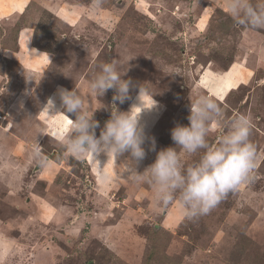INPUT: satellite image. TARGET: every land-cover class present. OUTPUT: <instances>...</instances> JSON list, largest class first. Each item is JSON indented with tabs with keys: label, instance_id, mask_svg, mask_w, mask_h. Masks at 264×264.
I'll list each match as a JSON object with an SVG mask.
<instances>
[{
	"label": "rangeland",
	"instance_id": "374dc122",
	"mask_svg": "<svg viewBox=\"0 0 264 264\" xmlns=\"http://www.w3.org/2000/svg\"><path fill=\"white\" fill-rule=\"evenodd\" d=\"M228 3L0 0V264H264V28L237 25ZM129 57L123 78L140 94L116 105L112 90L89 94L101 63ZM74 87L101 107L97 136L111 109L155 101L141 117L157 151L174 146L171 129L189 123L196 96L214 97L226 119L250 117L257 167L207 215L185 219L175 202L162 210L152 186L122 174L127 153L77 159L61 147L74 116L43 105ZM219 134L213 121L209 142Z\"/></svg>",
	"mask_w": 264,
	"mask_h": 264
},
{
	"label": "clouds",
	"instance_id": "9594fccd",
	"mask_svg": "<svg viewBox=\"0 0 264 264\" xmlns=\"http://www.w3.org/2000/svg\"><path fill=\"white\" fill-rule=\"evenodd\" d=\"M102 0H96L97 6ZM229 12L234 22L252 29L264 28V6L254 5L251 0H229ZM118 61L104 62L98 66L88 82V92L97 98L113 91L112 105L123 104L130 98L133 88L142 90L131 78L124 79L130 65ZM33 80L31 76L27 77ZM57 96L59 105L57 104ZM139 97V96H138ZM154 101V100H153ZM154 101L144 107L140 102L128 111H115L110 106V117L104 123L99 136V122L86 104V97L76 87L60 88L56 96L49 97L43 105L49 113L63 112L70 118L68 127L60 137L61 147L70 157L80 159L111 152L114 160L127 153L123 175L133 182L144 183L154 189V198L162 210L174 202L185 219H195L209 214L229 193L239 190L250 181L257 167V147L251 141L252 124L249 116L239 114L226 119L220 103L206 94L196 96L189 105V123L177 124L171 129L174 146L157 151L155 137L147 133L141 114L154 108ZM139 111L133 112V107ZM219 126L215 144L209 142L210 125ZM38 143V141H37ZM147 151L156 152L155 159L142 171L138 170L147 156ZM198 157L190 165L185 157Z\"/></svg>",
	"mask_w": 264,
	"mask_h": 264
},
{
	"label": "bare ground",
	"instance_id": "6f19581e",
	"mask_svg": "<svg viewBox=\"0 0 264 264\" xmlns=\"http://www.w3.org/2000/svg\"><path fill=\"white\" fill-rule=\"evenodd\" d=\"M138 64H139V63H138ZM225 91H227V92H228V88H226V89H225ZM134 93H135V92H134Z\"/></svg>",
	"mask_w": 264,
	"mask_h": 264
},
{
	"label": "crops",
	"instance_id": "0c3cea01",
	"mask_svg": "<svg viewBox=\"0 0 264 264\" xmlns=\"http://www.w3.org/2000/svg\"><path fill=\"white\" fill-rule=\"evenodd\" d=\"M46 87V85L45 86H43V88H40V89H44ZM47 90V89H46Z\"/></svg>",
	"mask_w": 264,
	"mask_h": 264
},
{
	"label": "trees",
	"instance_id": "16d2710c",
	"mask_svg": "<svg viewBox=\"0 0 264 264\" xmlns=\"http://www.w3.org/2000/svg\"><path fill=\"white\" fill-rule=\"evenodd\" d=\"M227 68H228V66H227ZM206 91V90H205Z\"/></svg>",
	"mask_w": 264,
	"mask_h": 264
}]
</instances>
